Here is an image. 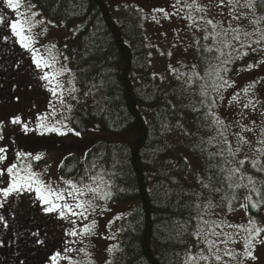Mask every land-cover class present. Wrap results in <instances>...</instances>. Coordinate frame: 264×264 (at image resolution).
Segmentation results:
<instances>
[{
	"label": "trees",
	"instance_id": "1",
	"mask_svg": "<svg viewBox=\"0 0 264 264\" xmlns=\"http://www.w3.org/2000/svg\"><path fill=\"white\" fill-rule=\"evenodd\" d=\"M30 1L54 24L77 22L82 48L65 51L79 92L70 128L82 134L96 123L104 132L133 137L132 144L97 141L83 159L71 152L59 166L61 177L79 180L95 163L89 174L114 173L106 188L110 201H137L119 222V259L107 264H181L201 210L209 199L219 201L228 181L225 143L205 119L197 89L177 77L154 79L135 7L111 12L105 0ZM189 160L196 167L192 178ZM201 179L209 188L201 187ZM260 210L248 213L256 218Z\"/></svg>",
	"mask_w": 264,
	"mask_h": 264
},
{
	"label": "rangeland",
	"instance_id": "2",
	"mask_svg": "<svg viewBox=\"0 0 264 264\" xmlns=\"http://www.w3.org/2000/svg\"><path fill=\"white\" fill-rule=\"evenodd\" d=\"M105 1L111 12L125 6H133L139 10L142 16V30L148 47L152 71L153 74H155L153 77L154 79L159 80V82L166 83L171 77L177 76H179L180 79L187 81V77L191 76L193 71H198L203 75L208 68L209 63H217V61L213 59L217 53H205L202 51V47L200 51L197 50V40L200 41L201 46L211 44V40L205 41L203 39V36L205 35L203 31H197L194 27H188L190 21L183 17L188 15L190 11L192 15L196 17L201 15V13H196L194 10L185 7L184 0H181L180 4H176V0ZM201 2L207 3L208 0H201ZM1 3H3V5L0 9V16H3L5 20L9 22L16 19L17 14L13 12L12 9L7 8L3 0H0V5ZM188 3H191V0H188ZM174 4L176 7H173ZM29 5L34 4L30 0H22V7L19 11L29 16L32 12L39 13L35 19H42L44 20V23L37 25L34 31L42 32L44 28H47V32L39 37L40 45H56L54 51L58 55L60 62L66 64L67 67L71 69V73L65 74V76L61 78V82L67 87H72L74 85L77 89L75 81H73V84H68V81L72 80L74 77V72L69 64V58L67 61L63 60L64 56L68 57L65 52L67 48L74 52H77L82 48V40L76 32L77 22L73 21L68 25L63 23L58 25L48 23V20L42 16L36 7L30 8ZM158 9H163L164 11H157ZM227 11V8H225V15L223 18L231 20V17L227 15ZM165 12L169 15L166 16ZM172 13L176 14L173 15ZM215 13L216 9L213 8L209 13V18L215 15ZM217 18L221 19L222 17ZM232 23L235 25L236 22L232 21ZM241 24L244 26L245 30L249 32H252L256 27L249 23V20L247 19L242 20ZM0 31L8 34V50L11 52L10 54L18 56L22 60L24 82L23 107L20 116L23 120L32 122L31 126L35 127L36 118L41 114H46L51 111L49 102L52 101L56 103V98L52 97L47 91L45 83L37 78L38 70L35 69L34 65L30 66V56L22 50L18 44L14 43L15 38L10 35V29L0 25ZM209 31H211L210 27ZM253 46L256 47L255 45ZM227 51L229 50L225 49V52ZM247 51V56H244L242 59L236 60L233 64L227 66L230 68V71L227 73V78L229 81H234L235 83L233 87L224 91L223 101H220L219 98H217L219 106L216 108V112L224 120L225 124H232L227 130L226 135L228 140L232 142L233 147H235L236 144V138L233 136V133L239 131V128L232 122L240 119L237 115L240 111V106L229 105L232 95L237 91H240L243 102H246L249 98L259 100L260 103L257 107L260 111H264V63H259L260 61H264V51H258L255 53L251 50ZM169 53H171V55H169ZM236 55L237 53L233 52V56ZM250 63L254 65L252 69L242 70L237 74L238 68H246ZM193 64L197 66L196 69L192 68ZM170 66L171 69H175L176 71H171ZM256 81L259 82L254 83ZM253 83L254 87L251 88L249 96H244L242 89ZM196 92H199L198 88ZM64 95L67 97L68 93L65 92ZM73 95H75L77 99H69L72 109L77 104L79 92L77 91ZM210 95L215 96V93H211L210 90ZM245 111L247 112L248 110ZM57 113H63V117L57 115L56 119L62 120L63 123H66L68 127H70L68 118L71 112L67 111L65 107L59 106L57 103ZM12 117L8 116V119L2 120L4 122L3 135L5 138L0 141V146H5L9 149L8 161L5 163L16 162L15 153L17 151L41 153L42 159L40 161L29 162L32 163L33 169L37 172L47 169L45 179L47 180L50 177L53 183L60 180L59 165L69 153L74 152L80 159H83L87 149L97 141H109L114 143L121 142L127 144L133 143V137L130 134H110L99 130L96 127V123H93V125H91L89 129L79 137L71 133L65 136H60L55 133L46 134L44 136L33 133L25 134L21 131L20 126L12 125L9 122ZM251 120H256L257 123H259V112L249 115L243 120V123L250 124ZM208 128H210V125ZM213 129L214 128H212V130ZM216 130L217 126L215 131ZM244 135L253 141L256 139L251 132H245ZM218 137L221 140L224 139L220 135H218ZM15 145L17 147H15ZM225 146L226 147L222 148L225 149V152L228 155V160H225L224 163L228 176L231 169L240 167L238 161L243 159L245 155L252 159L256 158L253 151L245 145L243 151L233 159L227 151L228 146L226 144ZM254 146L258 147V145ZM189 164V178H192L196 171V167L192 160H189ZM241 171L245 174L244 180H240L238 175L232 176L231 179H228L226 188L224 189L225 191L219 201H212V206H208V204L204 205L193 233L197 231L198 226L206 229V226L201 222V217H203V220L209 222L222 221L224 227L216 229L221 235L219 237L209 236V239L217 241L222 256L225 248L235 251L240 255H238L235 260L229 259L228 256H223V260L219 262V264H224V262H227V264H239V261L242 259L244 260V264H264V243L258 242L260 239L264 238V232H262L261 236L257 237L256 241L253 242V255L257 258L253 261L244 258L245 249L244 240L242 238L246 237L248 234L240 228L227 227L229 224L248 227L249 220L253 219L256 227L264 229V206H260L261 213L256 218L250 217L248 213V208H251L250 204L247 209L240 207V204L248 203L245 200V197L249 195L252 196L253 201L260 198L256 197L255 193L250 191L251 185L241 188L235 187L237 184H247V177L250 175L256 181L255 186L261 190V188L264 187V183H262V181H264V173L256 172V170L251 167V164L247 162ZM104 190L107 191L106 188H104ZM30 195H32L34 200V194ZM261 196L264 197L262 193ZM233 197H235V199H233ZM136 202V200L127 202H114L110 200L97 201V203L103 205L105 210L101 211L98 209L95 214L89 217L88 221H85V223H90L91 219H96L97 226L95 231L97 234L92 237L82 238L80 236H65V228H71L72 225L68 224L67 221L57 219L55 214H44L39 207L35 206V204L29 200L28 196L18 199L16 202L17 210L15 218L8 215L7 221L9 227H12L10 231L14 236L16 234L17 226L23 233L19 242L21 244L19 250L22 249V257L19 261H23V264H47L50 254L55 251H60L67 246L69 251L64 252L63 255L68 256L70 259H62L59 264H107L117 262L119 259L120 248L119 222L121 218L125 217L131 211ZM229 202H231V208L228 207ZM116 217L120 218L116 219ZM109 221H112V223L109 224ZM33 231L40 232V238L45 241L44 245L36 243L37 238L30 235ZM224 239H228L229 242L227 245L219 243V241ZM232 240H236L237 242L232 243ZM110 248L112 251H109ZM203 248V244L197 246L196 238L193 235L188 249L183 254L181 264H184L186 252L190 251L191 254L195 256L199 254L200 250ZM80 249H83L84 251H80ZM203 254H208L206 249ZM19 261L17 259H9L7 264H19ZM199 264H217V262L214 260H200Z\"/></svg>",
	"mask_w": 264,
	"mask_h": 264
},
{
	"label": "snow or ice",
	"instance_id": "3",
	"mask_svg": "<svg viewBox=\"0 0 264 264\" xmlns=\"http://www.w3.org/2000/svg\"><path fill=\"white\" fill-rule=\"evenodd\" d=\"M3 2L7 8L12 9L17 14V18L9 22L3 16H0V25L10 29V35L15 38L14 43L18 44L30 56V66L34 65L35 69L38 70L37 78L45 83L47 91L52 97L56 98V103L49 102L51 111L46 114H41L36 118L35 127L31 126L32 122L23 120L20 115L12 117L9 122L12 125L20 126L21 131L25 134L33 133L44 136L55 133L60 136H65L71 133L79 137L81 132L68 127L62 120L56 119L57 115L63 117V113H57V103L59 106L65 107L67 111L71 112L72 105L69 103V99H77L73 94L78 90L74 85L67 87L61 82V78L65 74L71 73V69L66 64L60 62L58 55L54 51L56 45H40L39 37L47 32V28H44L42 32H35L34 29L37 25L43 24L44 20L35 19L39 15L37 12H32L30 16L21 13L19 9L22 7V0H3ZM180 3L181 0H176V4ZM184 6L190 10H194L196 13H201V15L196 17L190 11L188 15L183 17L190 21L188 27H194L197 31H203L205 33L203 39L205 41L211 40V44H205L203 46L197 40V50L200 51L202 47V51L205 53H217L213 57L217 63H209L203 75L198 71H193L192 75L187 77L189 87L193 88V90L199 89L198 94L201 96L200 104L206 109L204 117L205 119L210 118L212 124L217 126V134L224 138L223 143L228 146L227 151L229 155L235 159L243 151L244 146L247 145L256 157L252 159L245 155L243 159L238 161L240 167L231 169L227 178L231 179L232 176L238 175L240 180H244L245 174L242 173L241 169L246 162L250 163L256 172L264 173V111H260L257 107L260 101L249 98L246 102H243L240 91L232 95L229 105L240 106V111L237 113L240 119L232 122L239 128V131L233 133V136L236 138L235 147H233L232 142L228 140L226 135L227 130L232 124H225L224 120L214 111L219 106L217 98L223 101L224 91L233 87L235 83L234 81H229L227 78V73L230 71V68L227 66L247 56V50H251L254 53L264 51V28L260 27L261 21H264V15L258 14V9H264V0H208L207 3H202L201 0H191V3H188V0H184ZM29 7L32 8L35 5H29ZM173 7H176V5L174 4ZM213 8L216 9V13L209 18V13ZM225 8H227V15L231 17V20L223 18ZM157 11L164 10L158 9ZM172 14L175 15L176 13ZM165 15L168 16L169 14L165 12ZM217 17L222 18L218 19ZM245 19L256 26L252 32L245 30L241 24V21ZM232 21L236 22L235 25H233ZM48 23H52V21H48ZM209 27L211 31H209ZM3 38L7 40L8 34H3ZM225 49L229 51L225 52ZM233 52H236L237 55L233 56ZM63 60L67 61L68 57L64 56ZM259 63H264V61H260ZM196 67L195 64L192 65L193 69H196ZM253 67L254 65L250 63L246 68H238L237 74L242 70H250ZM170 70L173 72L176 71L175 69H171V66ZM153 75L155 76V74ZM179 78L177 76V79ZM74 79L75 77L69 80L68 84H73ZM258 82L256 81L254 83ZM254 83L242 89L244 96H249L251 88L254 87ZM210 90L211 93H215V96L210 95ZM65 92L68 93L67 97L64 95ZM90 93L91 90L86 92L85 95H89ZM193 110L200 111V109L196 108ZM245 110L248 111L246 112ZM256 112H259V123L256 120H251L250 124L243 123L244 119ZM3 129L4 122L0 121V141L5 138ZM245 132H251L256 137L255 141L245 136ZM254 145H258V147ZM8 152L9 149L7 147L0 146V165H3L0 168V227H9L7 216L11 215L15 218L17 200L28 196L29 200L35 206L39 207L44 214H55L57 219L67 221L68 224L72 225L71 228H65V236L87 238L97 234L95 231L97 226L96 219H91L90 223H85V221H88L89 217L95 214L98 209L101 211L105 210L103 205L97 203V201H107L112 197L113 193L110 190L105 191L104 188L111 189L112 184L110 178L114 173L109 172L105 174L101 171L89 174L97 166L93 163L91 168L85 169L84 176L80 177L79 180L61 177L58 182L53 183L50 177L47 180L45 179L47 169L37 172L33 169L32 163L29 162L40 161L42 159L41 153L17 151L15 153L16 162L5 163L8 161ZM220 155H223V153L221 152ZM185 162L187 163V158H185ZM59 166L63 167V161ZM106 175L108 177L107 180ZM247 180V184H237L235 187L241 188L251 185L250 191L255 193L256 197L260 199L253 201L252 196L249 195L245 197L248 203L240 204V207L247 209L250 204L253 210L258 211L260 205L264 204V197L261 196V190L255 186L256 181L253 177L249 175ZM198 183L203 188H209V185L204 183L202 179ZM209 190L212 191L211 189ZM216 191L219 190L217 189ZM30 194H34V200ZM208 206H212L211 199L208 201ZM228 207L231 208V202H229ZM119 218L116 217V219ZM200 219L203 225L206 226V229L198 226L197 231L193 235L196 238L197 246L203 244L204 248L195 256L190 251L186 252L184 264H199L200 260H214L219 264L223 260V256H228L229 259L235 260L240 255L239 253L225 248L222 256L217 241L209 239V236L219 237L221 235L216 229L223 228V222H209L203 220V217ZM111 223L112 221H109V224ZM227 227L240 228L248 234L242 238L245 249L244 258L253 261L256 260V256L253 255V242L256 241L257 237L261 236L264 229L256 227L253 219L249 220L248 227L231 224L227 225ZM18 235L22 236L23 233H19ZM30 235L37 238V244L44 245L45 241L40 238L39 231H33ZM228 242V239L219 241L220 244L224 245H227ZM231 242L236 243L237 241L232 240ZM258 242L264 243V238ZM3 244L4 242H0V246H3ZM205 249L207 250V255L203 254ZM68 251L69 249L65 246L60 251H55L50 254L47 264H59L62 259H70L68 256L63 255L64 252ZM80 251L84 250L80 249ZM109 251H112V249L110 248ZM19 264H23V261H19ZM224 264H227V262H224ZM239 264H244V260H240Z\"/></svg>",
	"mask_w": 264,
	"mask_h": 264
},
{
	"label": "flooded vegetation",
	"instance_id": "4",
	"mask_svg": "<svg viewBox=\"0 0 264 264\" xmlns=\"http://www.w3.org/2000/svg\"><path fill=\"white\" fill-rule=\"evenodd\" d=\"M2 5L3 3L0 9ZM3 34L5 33L0 31V121L8 119V116L20 115L22 112L24 82L22 60L10 54L9 39L5 40ZM11 228L0 227V242H4L3 246H0V264H7L9 259L19 261L22 257V249L19 250L21 235H18L22 232L17 226L14 236Z\"/></svg>",
	"mask_w": 264,
	"mask_h": 264
}]
</instances>
